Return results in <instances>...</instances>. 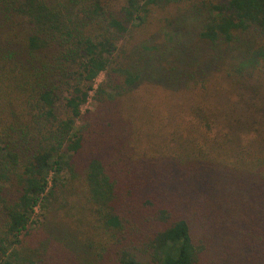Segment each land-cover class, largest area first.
<instances>
[{
	"label": "trees",
	"instance_id": "obj_1",
	"mask_svg": "<svg viewBox=\"0 0 264 264\" xmlns=\"http://www.w3.org/2000/svg\"><path fill=\"white\" fill-rule=\"evenodd\" d=\"M119 1L0 0V264H264V0Z\"/></svg>",
	"mask_w": 264,
	"mask_h": 264
},
{
	"label": "rangeland",
	"instance_id": "obj_2",
	"mask_svg": "<svg viewBox=\"0 0 264 264\" xmlns=\"http://www.w3.org/2000/svg\"><path fill=\"white\" fill-rule=\"evenodd\" d=\"M109 2V5L111 7H118L119 4L121 3L119 0H108ZM176 6H179L180 7V4L179 3H176V4H173L171 5V7L169 8H174ZM124 42V41H123ZM130 43V42H129ZM129 43H126V45H128ZM125 45V46H126ZM105 79V75H104V72H101L98 74V76L96 77V79L94 80V86L96 87L99 83H101L103 80ZM257 84V83H256ZM259 84V83H258ZM262 88H264V86H262ZM94 93L92 92L90 94V96L88 97L87 101L85 102V104H83L82 106V111H85L87 109L89 110H93L95 108V99L93 97ZM64 177V173L62 174H59L58 175V178L60 180H62V178ZM51 178V176L49 177ZM51 185V181H50V184ZM44 210H42L40 207H36L35 211H34V214L32 215V223H31V228H33L34 230H37L39 227H40V222L42 221V214Z\"/></svg>",
	"mask_w": 264,
	"mask_h": 264
}]
</instances>
